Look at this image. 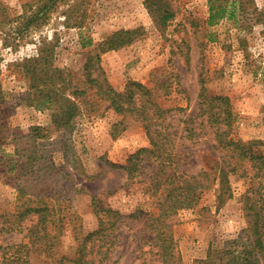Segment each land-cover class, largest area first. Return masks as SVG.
Returning <instances> with one entry per match:
<instances>
[{"label": "rangeland", "instance_id": "rangeland-1", "mask_svg": "<svg viewBox=\"0 0 264 264\" xmlns=\"http://www.w3.org/2000/svg\"><path fill=\"white\" fill-rule=\"evenodd\" d=\"M75 1L78 4L73 7ZM30 2L36 0H0V87L4 91L0 115V229L15 224L17 184L28 178L27 160L15 150L17 146L27 148L32 129L42 127L54 132L40 148L45 157L51 158L56 171L48 177L42 165L39 181L33 183L39 191L34 192L60 199L56 210L69 206L79 217L78 225L85 235L98 228L94 198L121 213L125 223L120 244L104 264H141L143 260L136 259L142 256L137 250L141 245L148 259H160L155 256L153 235L144 222L148 213H159L158 198L170 187L163 182L156 187V164L144 154L133 162L137 171L129 180L124 167L130 165L134 154L150 146L146 131L141 122L124 119L95 89H88L84 68L89 57L98 54L101 42L120 30L138 29L140 34L131 44L100 55L94 78L99 75L118 91H123L129 81L148 88L161 108L170 110L166 125L176 133L179 169L191 175L208 173L198 204L179 210L169 220V232L177 245V263L196 264L207 257L211 243L222 246L238 238L248 224L239 199L258 181L252 180L253 172L246 177L231 174L233 199L218 204L220 186L214 183V177L220 153L214 148V130L203 109L208 104L205 97L229 98L232 137L245 143L257 142L255 150L264 154V0H242L238 6L235 0H66L49 14L46 24L24 31L21 17ZM212 3L224 5L227 15L210 25L207 20ZM83 13L84 27L67 25V17L75 19ZM168 14L172 17L161 23ZM89 39L92 46L83 47ZM45 45L53 50V66L62 70L73 86L88 90L78 98L79 113L71 134H66L63 141L54 131L52 114L56 106L39 104L21 65L25 59L37 57ZM188 129L197 134L192 140L187 137ZM139 209L146 214H140ZM24 235L0 232V264L1 248L23 242ZM75 245L74 237L67 232L54 257L71 253ZM31 260L33 264L52 263L50 257L39 253H33Z\"/></svg>", "mask_w": 264, "mask_h": 264}, {"label": "trees", "instance_id": "trees-1", "mask_svg": "<svg viewBox=\"0 0 264 264\" xmlns=\"http://www.w3.org/2000/svg\"><path fill=\"white\" fill-rule=\"evenodd\" d=\"M65 1L36 0V2L27 3L21 17L24 20L23 30L29 31L46 24L49 14ZM241 1L235 0L234 4L242 5ZM76 4L78 2L75 1L73 7ZM226 13L227 9L224 5L212 3L207 22L213 25L224 19ZM233 13L231 15H234ZM171 17L172 15L168 14L161 18L160 22L166 23ZM85 21L84 13L75 19L71 17L66 19L68 26L80 29L84 27ZM139 34L138 29L120 30L101 42L98 54L91 55L84 67L85 75L89 90L95 89V93L101 96L102 100L107 101L124 119L131 117L134 121L141 122L146 131L150 146L134 154L129 160L130 165L124 167L129 174V180L134 179L137 171L136 164L133 162L144 154L147 160H152L156 164L155 175L159 179L156 187H160L162 182L166 187H170L168 192H163L158 198L159 213H148L144 222L145 229L153 235L152 245L157 248L155 256H159L160 259H148L144 245L138 247L137 250L142 256L136 259H142L141 264H152V261L153 264H178L176 240L169 232L171 227L169 220L179 210L191 209L198 204L202 189L205 188L204 179L208 173L202 171L191 175L179 169L181 161L176 151V133L171 132L166 125L170 110L161 108L152 98L148 88L139 82L129 81L123 91H118L105 79L101 80L99 75L94 78V72L99 70L97 62L101 59V54L131 44ZM82 45L83 47L92 46L91 39L83 42ZM52 57L53 50L45 45V48H40L37 57L25 59L21 65L24 75L30 81L32 94L38 98L39 104L56 106L52 121L57 138L63 141L66 134H71L70 129L79 113L78 98L87 95L88 90L73 86L65 73L53 66ZM67 91H69L68 94ZM3 95L4 91L0 87V115ZM205 100L208 104L203 112L207 114L210 129L214 130V148L220 153L218 162L215 164L214 177V183L220 186L217 196L218 204H225L227 199H233L230 185L231 174L246 177L249 176V172H253L252 180L258 182H255L251 190L243 193L239 199L246 212L247 227L238 238L225 241L222 246L211 243L207 257L197 261L196 264H264V154L255 150L257 142L245 143L232 137L233 120L229 98L214 96L205 97ZM124 119L119 124L122 125ZM187 131V137L190 140L197 136L194 129ZM53 133L47 128L34 127L28 135L29 146L27 148L17 146L15 150L16 153L22 152V157L27 160L28 178L25 182L17 184L15 224L9 228H1L0 232L25 233V235L23 242L1 248L2 264H33L31 260L33 253L50 257L51 264H104L110 259L116 246L120 244L124 217L120 212L103 206L97 198L93 199V211L98 218V228L85 235L81 232L82 225H78L79 217L71 211L69 206L64 210H56L55 205L60 199L53 200L54 198L45 195L44 192H34V190L39 191L33 183H38L37 174L42 165L50 171L46 170L45 175L48 177L53 176L56 171L49 154L45 157L44 151L40 148L43 141L51 140ZM67 152L66 150L65 153ZM245 164L249 170L245 169ZM112 166L119 168L113 164ZM157 193L154 194L157 195ZM139 213L145 212L140 210ZM27 221H30V224L25 226ZM67 232L72 234L76 245L71 253L55 258V250ZM25 239L27 242H24Z\"/></svg>", "mask_w": 264, "mask_h": 264}]
</instances>
